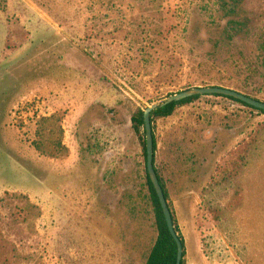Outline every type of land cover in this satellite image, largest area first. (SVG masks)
Returning <instances> with one entry per match:
<instances>
[{
  "label": "rangeland",
  "instance_id": "rangeland-1",
  "mask_svg": "<svg viewBox=\"0 0 264 264\" xmlns=\"http://www.w3.org/2000/svg\"><path fill=\"white\" fill-rule=\"evenodd\" d=\"M199 86L264 101V0H0V264H145L132 117ZM152 126L191 256L264 264V114L201 95Z\"/></svg>",
  "mask_w": 264,
  "mask_h": 264
},
{
  "label": "trees",
  "instance_id": "trees-1",
  "mask_svg": "<svg viewBox=\"0 0 264 264\" xmlns=\"http://www.w3.org/2000/svg\"><path fill=\"white\" fill-rule=\"evenodd\" d=\"M236 23L233 25V27H232L233 29H237V27L235 26ZM216 96L226 97V98H229L233 101L241 103L245 106L251 107L250 105H248L242 101H239L235 98H232V97L223 96V95H216ZM200 97H201V95H196V96H192V97L183 99L181 101H175V102L165 104L163 106L158 107L157 109L153 110L151 113L152 122L154 121L155 118H164V117L171 116L179 106L190 104V103L194 102L195 100L199 99ZM251 108L264 114V110H260V109L254 108V107H251ZM43 120H45V119H43ZM132 124H133V128H134L135 132L140 135V141H141L142 146H143V154H144L145 161H146L147 147H146V132H145V121H144V111L143 110H138L136 112V114L133 115ZM142 128H144L143 134H142ZM60 130L63 132V128L61 126H60ZM38 132L40 135L42 134L40 129ZM35 145H36V148L39 151H41L43 154H49V155L54 156V157L63 155L64 151L67 150L65 145L63 144V142L61 140H59L57 142V145L54 147V149L46 148L44 143H42V141L37 142ZM154 149H155V153H156L157 143H156L155 136H154ZM156 171L158 173L157 168H156ZM146 174H147L146 175L147 185L149 188L150 198H151L153 209H154L155 223H156L158 235H157V239H156V241H155V243H154V245H153V247L149 253V256H148L145 264H176L177 255H178V245H177V242L173 238V236H172V234L168 228V224L166 221V217H165L163 208L161 206L159 197L155 191L153 183H152V181L148 175L147 167H146ZM158 176H159L160 182L164 188L166 198L168 200L169 195H168V192L166 190V186L163 182V179L160 177L159 174H158ZM174 224H175V229H176L177 233L179 234V237L182 240L183 247H184L183 260H182L181 264H187L186 258H185L186 254H187L186 246H185V239L181 235L179 226L176 223L175 219H174Z\"/></svg>",
  "mask_w": 264,
  "mask_h": 264
},
{
  "label": "water",
  "instance_id": "water-1",
  "mask_svg": "<svg viewBox=\"0 0 264 264\" xmlns=\"http://www.w3.org/2000/svg\"><path fill=\"white\" fill-rule=\"evenodd\" d=\"M196 95H223L235 98L239 101H242L251 107L264 110V101L255 99L249 95H246L244 93H241L234 89H229L221 86H207V87H193L188 90L176 93L174 95H171L164 99L161 102L154 103L151 106H149L144 111V121H145V132H146V147H147V158H146V167L148 175L153 183V186L155 188V191L159 197L161 206L163 208L166 221L168 224V228L177 242L178 245V255H177V262L176 264H181L183 260V252L184 247L182 240L179 237V234L177 233L175 229L174 224V217L172 214V211L170 209V206L168 204V200L165 195L164 188L160 182L158 173L156 171L155 167V149H154V134H153V126H152V117L151 113L153 110L157 109L160 106H163L165 104H169L175 101H181L183 99L196 96Z\"/></svg>",
  "mask_w": 264,
  "mask_h": 264
},
{
  "label": "crops",
  "instance_id": "crops-1",
  "mask_svg": "<svg viewBox=\"0 0 264 264\" xmlns=\"http://www.w3.org/2000/svg\"><path fill=\"white\" fill-rule=\"evenodd\" d=\"M187 254L185 256L187 264H214L213 261H211L208 257H206L202 253V244H199V258L196 259L191 256L190 250L187 246V243L185 244Z\"/></svg>",
  "mask_w": 264,
  "mask_h": 264
}]
</instances>
